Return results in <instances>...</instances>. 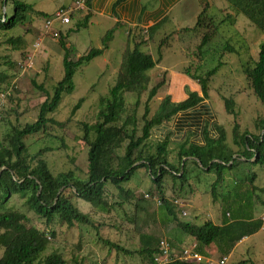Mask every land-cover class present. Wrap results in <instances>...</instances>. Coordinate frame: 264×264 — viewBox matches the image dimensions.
<instances>
[{
	"label": "rangeland",
	"instance_id": "obj_1",
	"mask_svg": "<svg viewBox=\"0 0 264 264\" xmlns=\"http://www.w3.org/2000/svg\"><path fill=\"white\" fill-rule=\"evenodd\" d=\"M3 1L0 0V15H10L14 0H9L6 6ZM17 1L31 5L34 11L44 15H50L60 7H69L74 2V0ZM209 4L207 18H203L201 29L185 34L179 32L195 25L201 9L198 0H186L168 14L167 29L164 30V34L156 33L150 42L145 35L140 37L147 39L145 48L151 52L155 60L158 57L156 52L160 42L162 49H167L162 61L147 72L150 78L148 90L161 81L164 83L148 103V118L154 115L165 96H169L171 101L176 103L187 96L188 92H197L200 95L198 83L184 73L187 68L191 75H203L217 67L220 62L216 75L209 82V98L192 110L178 114L170 123L153 128L150 137L140 147L142 157L154 156L156 144L167 137L169 144L166 149V161L176 169L179 168L177 155L179 145L203 143V129L210 137L216 138L214 125L222 127L226 145L237 154L240 149L233 144V133L241 135L247 132L254 136L262 133L258 121L264 119V106L253 96L242 70L246 65L252 66L257 59L264 34L252 26L242 14H235L229 10L224 0H210ZM83 18L81 13H75L70 18L69 24L60 25L55 22L43 37L41 47L34 55L32 68L24 74H21V66L32 52L33 42L41 37L44 20L31 13L27 16L29 21L24 24L10 31L0 30V77H6L5 82H0V96L1 94L5 96L4 99L0 97V144L5 143V136L10 133L12 127L22 128L25 124L36 121L39 105L45 100L46 94H51L54 85L61 80L62 51L57 41L58 33L66 37L67 43L76 54L83 55L90 49L101 48V38L115 25L113 19L96 18L88 26L77 29ZM124 28L125 26L118 28L104 55L77 69L72 79L74 90L64 94L57 109L48 115L49 118L64 123V126L60 128L49 124L44 132L23 140L31 156L39 150L48 149L42 154V158L53 175L73 171L78 179L84 181L87 178V146L81 140L83 134L81 124L92 125L96 122L99 98L106 96L115 83L126 48ZM213 28L217 31L209 39L201 56L198 55L196 48L203 33ZM171 32L179 33L176 36L167 35ZM17 38L21 39L23 45L15 49L9 41ZM226 47L230 51L226 50ZM145 48L141 47L140 50L146 52ZM32 81L36 85H41L43 91L37 90L32 85ZM223 98L234 101V116L225 112ZM80 99H83V103L71 116L74 105ZM123 99L125 116L130 115L135 103H138L135 114L139 136L147 92L139 99L135 94L125 93ZM234 126H236L235 132H233ZM124 146L125 144L122 145L119 155H122ZM252 161L253 159L245 163L240 160L232 170H224L225 181L216 190V201L212 200L210 194V187L215 179L214 174L200 171L192 164L188 163L187 185L183 190L179 189V181H172L169 176L163 183L165 198L172 201L175 206L176 218L181 222L197 226L208 221L219 224L222 218L221 210L226 206V201H233L236 198L235 194L245 197L247 193H251L250 203L248 195L243 201H239L244 202L240 210L238 206H232L227 211L231 215V221L238 217H249L252 212L254 220H262V229L242 239L229 250L225 256V264H264V194L252 192L248 183L241 182L254 174L252 186L264 188V165H254L251 164ZM123 186L132 191L133 200L113 207L109 212H100L92 208L89 203L74 198L73 205L81 213L89 215L93 226H75L71 229L58 222L56 218L46 224L43 219L26 210L23 200L13 196L7 208L25 214L28 219L26 226L38 228L49 235L54 234L53 238L48 239L49 244L46 249L32 264H42L51 253L60 255L66 264H75V262L141 264L138 256L117 253L106 246L104 241L135 251L139 248V236L142 234L158 236L172 244L184 242L190 245L194 242L176 227V222L159 207V201L149 197L154 185L145 169L137 170L131 180ZM109 191L108 202L110 204L119 202L120 200L114 196L116 193L114 188H110ZM146 195L148 198L145 197ZM142 197L151 201L138 202L137 206L140 208H136L135 204L143 199ZM141 208H144V211ZM182 213L186 215L183 216ZM210 250L211 253H215L214 247ZM203 252L209 257L206 248ZM212 258L217 260L221 257L215 253Z\"/></svg>",
	"mask_w": 264,
	"mask_h": 264
},
{
	"label": "trees",
	"instance_id": "obj_2",
	"mask_svg": "<svg viewBox=\"0 0 264 264\" xmlns=\"http://www.w3.org/2000/svg\"><path fill=\"white\" fill-rule=\"evenodd\" d=\"M8 1L4 0L3 4L6 6ZM224 1L229 10L235 14H242L252 26L264 34V0ZM89 4L90 0H87L86 9ZM199 5L200 13L192 30L200 28L210 7L209 0H199ZM31 13L40 16L43 20L51 16V14L44 15L34 11L31 5L14 0L12 1L11 14L0 15V30L10 31L18 25L24 24L29 21L27 16ZM229 16L232 19L231 15ZM72 17L73 14L70 18ZM88 18L85 16L82 23L77 25V29L85 27ZM161 24L158 23L151 27L145 37L150 40ZM216 31L217 29L214 28L213 30H205L196 48L198 55L201 56L203 49ZM114 32V28L109 29L101 38V48L90 49L83 55L76 54L67 43L66 37L58 33L57 41L62 51L63 75L61 80L54 85L51 94H46L45 100L39 105L36 121L25 124L22 128L12 127L10 133L5 136V143L0 144V264H32L48 246V239L54 237L53 233L49 235L38 228L26 226L28 219L25 214L7 208V204L13 196L23 200L26 210L43 219L46 224L56 218L58 222L69 229L75 226H93L89 215L81 213L73 205V199L77 198L87 202L92 208L100 212H109L111 208L133 200L132 191L123 185L128 183L139 169H145L154 185L149 197L159 201V207L176 222V227L183 234L193 239L195 251L202 256H206L203 252L205 248L214 247L217 255L225 257L228 251L242 239L250 237L262 229V220H254L252 212L249 217H238L231 221V215L227 211L232 206H238V210H240L244 202L239 201H243L248 195L250 203V192L245 197L235 194L236 198L233 201H226V206L221 210L222 218L219 224L208 221L197 226L192 223L181 222L176 218L175 206L164 195L163 183L165 178L169 176L172 181H179V189L183 190L187 185L186 169L188 163L207 174L213 173L215 179L211 184L210 194L212 200L216 201V190L225 181V169L232 170L240 160L248 163L253 159L251 164L264 165V119L258 121V126L262 131L258 136L250 135L247 132L241 135L233 133V144L240 149L238 154L232 152L226 145V137L222 127L214 125L217 133L216 138L210 137L207 131L203 129V145L191 143L179 145L178 169L166 161V149L169 144L167 137L156 144L154 156L142 157L140 147L150 137L153 128L170 123L179 113L187 112L209 98V82L216 75L220 62L217 67L203 75H191L187 68L184 73L198 83L200 95L197 92H188L185 100L176 103L172 102L169 96H165L154 115L148 118V103L164 84L161 81L148 90L150 78L147 72L154 69L161 60L162 42L157 47V60H154L151 55L140 50L147 40L140 38L144 36L141 34L128 35L115 83L108 90L106 96L99 98L96 122L92 125L81 124L83 131L81 140L87 146L86 180L78 179L73 171L53 175L42 158V154L48 149L39 150L32 156L29 155L23 140L44 132L49 124L60 128L64 126V123L57 122L49 118L48 115L57 109L64 94H69L74 90L72 79L77 69L103 55L113 39ZM9 43L15 49L23 45L20 38L10 40ZM226 50H228L227 47ZM242 73L252 90L253 96L264 106V40L259 46L257 59L252 66H244ZM5 81L6 77L1 76L0 82ZM32 85L37 90L43 91L42 86L36 85L34 81H32ZM145 92H147V99L141 115L142 127L138 136L135 114L138 103H135L133 112L125 116L123 94L132 93L139 99ZM82 103L83 99L77 101L71 111V116L75 114ZM223 103L225 112L234 116V101L223 98ZM235 131L236 126L233 128V132ZM123 144H125L123 153L119 155ZM254 179L255 176L252 174L251 177H246L241 182L248 183L252 192L264 194V188L252 186ZM110 188H114L116 191L114 196L120 200L119 202L113 204L108 202ZM143 200L151 201L143 198L137 201L135 207L138 208V202ZM141 209L144 211V208ZM161 240L158 236L142 234L139 236V248L135 251H129L106 240L104 244L117 253L138 256L141 264H155L154 257L159 252ZM167 242L171 247L173 246L168 240ZM42 264H66V262L60 255L51 253L43 260ZM75 264L79 263L75 262ZM166 264L197 263L172 260Z\"/></svg>",
	"mask_w": 264,
	"mask_h": 264
},
{
	"label": "crops",
	"instance_id": "obj_3",
	"mask_svg": "<svg viewBox=\"0 0 264 264\" xmlns=\"http://www.w3.org/2000/svg\"><path fill=\"white\" fill-rule=\"evenodd\" d=\"M185 1L186 0H90L89 7L84 13H82V15L84 17L85 16L89 17L86 26L92 23V21L96 18L98 20L113 19L115 22V25L111 28L115 29L114 34L116 33L119 27L125 26L124 33L126 36V43H127L128 35L130 34L147 35V31L151 27H154L158 23H162L161 26L154 32L152 38L149 40L150 42L154 39V36L156 35V33L159 32V35H162L165 33L164 30L167 29L166 24L168 20V14L170 13V11H172L173 9H176L177 6H179ZM198 3H199V0H198ZM193 27L192 28L186 27L180 30L179 32H182V33L184 32V34L188 33L190 31H193L192 30ZM187 29H190V30L188 31ZM178 33L171 32V33H168L167 35L176 36ZM113 38H114V35H113ZM145 46L146 45L144 44L143 47L145 48ZM145 49H146L145 53H148L153 58V55L151 54V52L148 51L147 48ZM166 50L161 49L162 57L160 61H162L164 52ZM160 61L158 62V64L160 63ZM186 97L187 96H184L178 102L185 100ZM201 104H203V102ZM183 113H186V112H183ZM191 144H196L200 146L203 145V143H191ZM171 245H173L172 248L175 249L176 251H179L182 248H191L194 246V252H196L195 242L191 243L190 245L185 244L184 242H177L175 244L171 243ZM206 251L209 254V257L204 256V255L202 256L200 254L199 255L202 258H204L206 261L208 260L216 261L215 259L212 258L214 257L215 253L214 254L211 253L212 251L210 250L209 247L206 248Z\"/></svg>",
	"mask_w": 264,
	"mask_h": 264
},
{
	"label": "built area",
	"instance_id": "obj_4",
	"mask_svg": "<svg viewBox=\"0 0 264 264\" xmlns=\"http://www.w3.org/2000/svg\"><path fill=\"white\" fill-rule=\"evenodd\" d=\"M87 0H74L73 4L69 7H60L48 19L44 20L43 30L41 37H39L32 44V52L27 56L23 65L21 66V74H24L27 70L31 69L34 63V55L40 49L42 39L46 33L52 28L53 24L57 22L60 25H65L70 23V16L75 13H83L86 9ZM4 19V16H3ZM9 92L6 94L8 95ZM2 99L5 98L3 94L0 96ZM147 198V195L145 196ZM185 216V213H182ZM178 260L185 261L188 263H206V264H225L226 257H221L220 259L212 262L206 261L198 253L194 252V246L191 248H182L179 251L173 249L166 239H162L159 242V252L155 255V264H166L169 261Z\"/></svg>",
	"mask_w": 264,
	"mask_h": 264
}]
</instances>
